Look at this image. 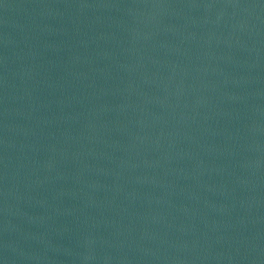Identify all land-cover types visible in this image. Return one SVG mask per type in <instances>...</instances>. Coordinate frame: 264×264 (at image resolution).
Masks as SVG:
<instances>
[{"label": "water", "instance_id": "95a60500", "mask_svg": "<svg viewBox=\"0 0 264 264\" xmlns=\"http://www.w3.org/2000/svg\"><path fill=\"white\" fill-rule=\"evenodd\" d=\"M0 264H264V0H0Z\"/></svg>", "mask_w": 264, "mask_h": 264}]
</instances>
